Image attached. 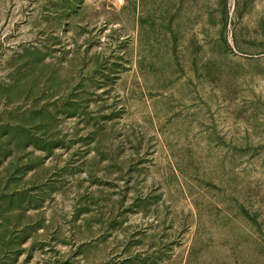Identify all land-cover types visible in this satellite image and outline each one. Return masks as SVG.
<instances>
[{"label":"rangeland","instance_id":"rangeland-1","mask_svg":"<svg viewBox=\"0 0 264 264\" xmlns=\"http://www.w3.org/2000/svg\"><path fill=\"white\" fill-rule=\"evenodd\" d=\"M0 264H264V0H0Z\"/></svg>","mask_w":264,"mask_h":264}]
</instances>
